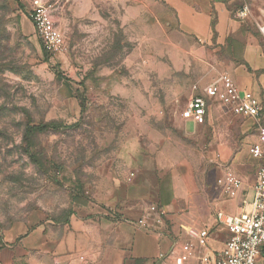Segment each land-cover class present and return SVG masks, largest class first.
Returning a JSON list of instances; mask_svg holds the SVG:
<instances>
[{"label": "rangeland", "instance_id": "obj_1", "mask_svg": "<svg viewBox=\"0 0 264 264\" xmlns=\"http://www.w3.org/2000/svg\"><path fill=\"white\" fill-rule=\"evenodd\" d=\"M31 1L0 0V227L4 234L34 221L87 256L118 218L103 198L111 192L112 202L124 203V143L151 126L179 133L174 125L193 85L203 86L211 71L201 68V37L184 35L164 0H45L63 39L53 54L36 28L28 32ZM226 112L218 105L209 111L201 175L215 167L221 173L218 152L232 160L256 134L254 120L228 123L234 115ZM49 122L63 128L27 137L28 127ZM246 163L253 185L257 164L249 155ZM182 239L194 240L186 232Z\"/></svg>", "mask_w": 264, "mask_h": 264}, {"label": "crops", "instance_id": "obj_2", "mask_svg": "<svg viewBox=\"0 0 264 264\" xmlns=\"http://www.w3.org/2000/svg\"><path fill=\"white\" fill-rule=\"evenodd\" d=\"M164 2L177 13L184 35L201 37L198 47H201V68L211 71L202 76L203 86L226 73L241 90L252 91L264 105V38L259 31V25L264 22V0ZM238 3H248L250 7V13L244 19L236 16ZM27 23L28 32H34L33 22ZM181 50L187 48L181 47ZM206 52L212 53L209 59H205ZM238 117L234 115L225 121L240 122L244 118ZM211 122L210 113L197 124L179 118L174 125L179 133L174 127L164 130L151 126L127 139L123 148L128 172L124 203L112 202L111 192L103 198L107 207L117 206L118 218L108 234L102 237L97 250L86 252L87 256L80 255V247L72 244L70 239L52 237L46 226H32L34 221H28L5 230L4 234L0 227V237L5 243L0 246V264H22L20 260L26 255L29 264H168L161 254L169 253L173 240L182 238L189 229L198 231L205 227L210 229L209 245L221 250L228 233L218 214L222 213L226 218L248 211L255 197L254 185L260 163L250 156L248 149L258 139V126L256 134L249 135L245 141L249 145L245 144L243 151L232 160L224 159L218 152L223 159L221 173L215 167L201 175V138ZM189 124H192V130L188 128ZM239 128L249 131L244 125ZM182 137L187 138V146L182 143ZM248 155L257 164L253 185L251 175L245 174ZM227 168L243 179V187L234 194L225 192L223 175ZM152 204L167 211L166 223L158 231L143 230L135 224ZM213 229H216L214 238L211 237ZM191 242L199 249L196 240Z\"/></svg>", "mask_w": 264, "mask_h": 264}, {"label": "built area", "instance_id": "obj_3", "mask_svg": "<svg viewBox=\"0 0 264 264\" xmlns=\"http://www.w3.org/2000/svg\"><path fill=\"white\" fill-rule=\"evenodd\" d=\"M249 13L250 7L244 5L236 11V16L244 19ZM29 15L47 51L52 54L58 52L63 39L55 26L51 5L45 0H32ZM259 31L264 38V22L259 25ZM192 88L195 94L182 112L185 120L195 124L203 122L211 107L218 105L233 115L253 119L257 123L258 139L248 149L250 156L260 163L258 180L254 185L255 197L248 211L226 218L222 213L218 214L228 233L221 250L209 245L210 229L205 227L198 231L188 230L199 249H195L191 241L178 238L173 240L169 253L161 254V257H165L168 264H264V105L252 91L241 90L226 73L203 87L196 83ZM133 175L131 173V177ZM223 182L227 194H234L243 187V179L228 168ZM166 219L167 211L152 204L135 224L143 230L158 231Z\"/></svg>", "mask_w": 264, "mask_h": 264}, {"label": "trees", "instance_id": "obj_4", "mask_svg": "<svg viewBox=\"0 0 264 264\" xmlns=\"http://www.w3.org/2000/svg\"><path fill=\"white\" fill-rule=\"evenodd\" d=\"M61 128H63V126L57 122H49V123H42L39 125H33L28 127L27 137H29L31 134H33L36 131L42 132L46 130H59Z\"/></svg>", "mask_w": 264, "mask_h": 264}]
</instances>
